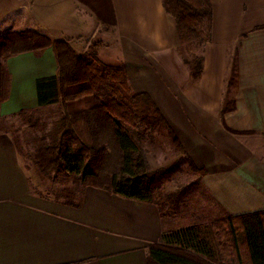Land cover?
Instances as JSON below:
<instances>
[{
	"label": "crops",
	"instance_id": "obj_1",
	"mask_svg": "<svg viewBox=\"0 0 264 264\" xmlns=\"http://www.w3.org/2000/svg\"><path fill=\"white\" fill-rule=\"evenodd\" d=\"M210 3L212 40L199 80L184 63L176 22L162 0H112L116 27L102 35L97 55L122 67L135 93L150 95L194 165L207 171L203 185L229 215L240 216L264 210V164L243 142L249 136L238 134L264 137V0ZM48 13L91 25L64 37L45 32L74 49L76 39L102 28L75 0H0V28L43 32L30 24H45ZM7 69L9 98L0 117L40 108L37 82L57 72L52 48L15 56ZM227 98L236 110L225 115L224 126ZM166 220L153 204L95 188L86 190L79 208L39 197L14 143L0 135V264H147L150 246L176 230Z\"/></svg>",
	"mask_w": 264,
	"mask_h": 264
},
{
	"label": "trees",
	"instance_id": "obj_2",
	"mask_svg": "<svg viewBox=\"0 0 264 264\" xmlns=\"http://www.w3.org/2000/svg\"><path fill=\"white\" fill-rule=\"evenodd\" d=\"M75 1L86 7L104 27H116L112 0ZM162 1L166 13L176 22L180 39L194 38L202 51L200 56L192 54L190 61L184 59L192 79L199 80L204 70L205 47L212 40L210 0ZM100 46L101 42L93 44V51L79 54L67 40H52L35 30L0 37V106L9 98V59L52 48L57 64L55 76L38 80L37 95L40 108L59 104L62 117L57 129L40 139L31 156L32 164L25 170L68 175L75 179L73 184L80 181L82 190L91 187L150 203L158 208L162 219L174 217L177 206L166 208L161 202L165 173L151 170L141 146L144 136L140 115H152L153 123L158 121L168 130L173 145L188 159L194 173L204 177L207 171L194 165L150 95L135 93L122 67L108 66L100 61L96 53ZM235 79L234 63L229 89L234 86ZM141 103L143 110L138 111ZM235 110V100L227 98L221 112L224 126L225 115ZM145 117L143 121L147 120ZM33 127L38 128V125ZM15 148L21 156L16 145ZM32 191L41 198L75 208L81 206L85 195L84 191L78 196L73 187L50 195L33 187ZM179 196L181 192L174 199ZM147 264H264V210L240 216L227 215L221 220L166 232L159 243L150 246Z\"/></svg>",
	"mask_w": 264,
	"mask_h": 264
},
{
	"label": "rangeland",
	"instance_id": "obj_3",
	"mask_svg": "<svg viewBox=\"0 0 264 264\" xmlns=\"http://www.w3.org/2000/svg\"><path fill=\"white\" fill-rule=\"evenodd\" d=\"M69 18L71 17L67 14L48 13L46 16L41 17L45 24L30 25L41 29L43 32H39L42 34L47 32L58 37L90 31V24H71ZM111 28L109 27V29ZM109 29L102 25V28L95 30L92 37L82 38L80 36L74 44L76 45L74 46L75 50L79 54L93 51V44L101 42L102 35ZM5 32L3 28H0V37L8 35ZM180 41V52L183 55V60L190 61L192 54L201 55L202 51L198 48L197 41L194 38L186 36ZM142 110L143 103L138 105V111ZM146 115L147 117L140 115V127L144 136V140L140 142L141 146L144 148L151 170H162L165 173L161 187V202L166 208L171 206H177L178 208L175 216L166 220L168 224L177 231L192 225L210 223L227 217L229 214L212 197L206 185H203V177L193 172L188 159L183 157L175 148L168 130L158 121L153 123L154 117L152 115L148 113ZM61 117L62 113L59 104L26 111L24 114L14 118L0 117V135L7 136L16 145L21 154L22 164L27 169L32 164L31 156L39 145L40 139L44 135L50 136L52 131L54 132L57 129ZM144 117L147 118L146 121L142 120ZM33 125H38V128H34ZM238 134L249 136L243 142L253 151L256 155L255 158L264 164V137H254L249 133ZM28 174L32 187L38 189L44 195H50L54 191H61L63 188L73 187L79 196L80 193L86 192L88 188H91L88 187L82 190L83 187L80 181L76 180L78 183L73 184L75 179L68 175L52 172L44 174L34 170H28ZM178 192H181V196L176 200L174 196ZM173 201L175 205H173Z\"/></svg>",
	"mask_w": 264,
	"mask_h": 264
}]
</instances>
